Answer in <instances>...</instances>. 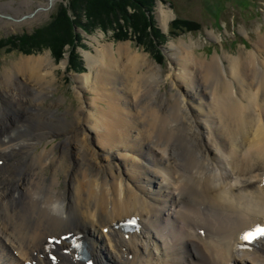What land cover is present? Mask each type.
Instances as JSON below:
<instances>
[{
	"label": "bare ground",
	"instance_id": "6f19581e",
	"mask_svg": "<svg viewBox=\"0 0 264 264\" xmlns=\"http://www.w3.org/2000/svg\"><path fill=\"white\" fill-rule=\"evenodd\" d=\"M11 10L18 13L0 3V15ZM99 47L76 77L77 96L95 97L71 120L43 106L55 79L50 54L4 75L0 129L4 121L15 131L0 132V264H84L67 251L69 234L84 235L97 264H264V241L246 249L241 239L264 225V56L205 61L192 45L171 44L170 98L149 104L143 87L166 82L161 67L130 45ZM58 133L63 142L34 153ZM55 148L80 166L72 210L53 211L66 201L53 194L55 171L46 183ZM128 220L139 226L134 233L117 226Z\"/></svg>",
	"mask_w": 264,
	"mask_h": 264
},
{
	"label": "rangeland",
	"instance_id": "374dc122",
	"mask_svg": "<svg viewBox=\"0 0 264 264\" xmlns=\"http://www.w3.org/2000/svg\"><path fill=\"white\" fill-rule=\"evenodd\" d=\"M24 1H27L26 5H23ZM49 1L50 0H0V3H11V6L17 9L18 12L16 13V11L11 10L8 11V15H0V45L2 43L7 45L0 47V116L5 102L3 92L1 91L2 84L4 83V75L8 71H13L15 68L20 67V63L23 59L50 54L56 66L55 79L50 90L45 95L43 106L46 108L51 106L56 118L71 120L82 105L85 106L86 103H89L86 98L91 100L93 96L95 97V94L90 91H83L81 96L78 97L77 92L79 91V85L76 81L77 76L85 75L89 72L86 53L91 52L96 54V47H99L93 38H98L99 48L113 45L116 51L120 45H130L134 52L148 55L156 65L161 67V73L163 78L167 79L166 82L159 85V87H157L154 82L153 88L149 90H147L148 86L143 87L144 102L149 104L158 103L157 101L162 99L159 94L161 95L164 93L167 98H170L172 86L169 76L177 72V68L173 65L169 57L170 53L168 49L171 44L179 46L182 42H186V44L192 45L193 54L205 61H210L215 56H220L221 58L248 57L250 53H257L259 59L264 56V50L259 49L260 40L264 38V0H156L152 12L154 27L160 31L163 40H157L158 45L155 47V51L157 54V51L161 53V56L164 58L163 62L159 63L153 57L150 53L151 48H147L143 45L139 46L138 42L135 40L136 36L134 34L128 40L115 42L114 29H109L107 32H104L102 29L98 28L88 34L83 28L75 26L76 34L78 33L82 39L80 44L75 48V54L82 62L81 68L77 70L70 62L71 50L69 47L63 59L57 62L48 44L41 42L39 47L34 45L40 41V38L35 37L34 34L37 31H41L52 21L61 4L66 6L69 3V0H57L50 6ZM162 8L168 15L163 14ZM17 15L19 20L12 18V16ZM176 18L194 21L200 24L201 28L197 32L182 33L177 31L176 33H171V25ZM165 20H168L167 27L163 25V21ZM120 26L129 28L131 23L122 20ZM130 29L131 28H129V30ZM148 31L149 34H153L150 28ZM31 37L36 39L30 42L29 38ZM10 40L16 41L17 46L11 47L8 44ZM24 43H28V45H24ZM25 46L32 51V53L26 54L20 51L22 50L21 48ZM8 48L10 51L6 50ZM65 61H67V66L64 67L63 62ZM223 61L226 65L228 64L225 59H223ZM77 67L80 66L78 65ZM142 70L145 71L146 68H142ZM15 83L18 84V81ZM158 91L160 93H158ZM27 93L28 91L26 95ZM34 95V93H28L27 101L30 102ZM82 101H84L83 104ZM168 102L174 103L173 99H170ZM54 105L56 106L52 107ZM25 112L30 113V111ZM25 116L26 115L18 122H27L24 119ZM28 116L27 118L37 119L36 114ZM3 125L0 132L7 131L13 134L15 131L14 124L7 129H4ZM64 140L65 136L58 133L52 140H46L43 141L42 144L36 145L34 153L38 154L43 150L49 151L54 145ZM53 151L55 160L51 163L50 168L44 170L47 177L46 183L49 184L52 171H55L59 182L56 190L59 193L53 194L55 196L58 195L57 198L59 199H66L59 207L62 206L63 209L72 210L73 205L77 203L76 200H74L73 192L75 190V181L80 166L74 163L75 161L71 153L70 156L72 159L70 158L69 160L68 157L60 159L62 156V150L60 148H55ZM30 157L29 155V158ZM15 161L19 160L15 158ZM55 161L59 162L57 163ZM71 161L75 166H69ZM152 188H155V186L153 185ZM61 191H63V193L60 196ZM49 195H52V193H49ZM40 202L42 203L43 199L40 200ZM34 211L37 215L41 214L39 209H35ZM41 216L43 215L41 214ZM129 259L132 260V257H129Z\"/></svg>",
	"mask_w": 264,
	"mask_h": 264
},
{
	"label": "trees",
	"instance_id": "16d2710c",
	"mask_svg": "<svg viewBox=\"0 0 264 264\" xmlns=\"http://www.w3.org/2000/svg\"><path fill=\"white\" fill-rule=\"evenodd\" d=\"M155 4L156 0H69L66 6L60 5L57 13L47 26L34 34L35 37L40 38L39 43L34 45L39 47L41 42L48 44L57 62L63 59L69 47L71 50L70 62L79 70L82 62L76 56L75 48L82 39L78 33L76 34L75 26L83 28L88 34L98 28L104 32L114 29L115 42L128 40L134 34L139 46L143 45L151 48L150 53L161 63L164 58L159 51H157L158 54L155 51L158 41L163 40L160 31L154 27L152 12ZM122 20L131 23L129 27L131 31L129 28L120 26ZM149 28L153 34H149ZM200 28V24L194 21L176 18L172 22L171 33L177 31L182 33L197 32ZM35 39L29 38L30 42ZM8 44L11 47L17 46L16 41L13 40H10ZM3 45L4 43L0 47ZM24 45H28V43H24ZM21 49L20 51L23 53H32L26 46ZM6 50L10 51L9 48ZM78 65L80 67H77Z\"/></svg>",
	"mask_w": 264,
	"mask_h": 264
},
{
	"label": "snow or ice",
	"instance_id": "6c2138e0",
	"mask_svg": "<svg viewBox=\"0 0 264 264\" xmlns=\"http://www.w3.org/2000/svg\"><path fill=\"white\" fill-rule=\"evenodd\" d=\"M134 222L131 221V223ZM258 238H264V226L257 225L255 228L245 231L241 236V239L246 242H252Z\"/></svg>",
	"mask_w": 264,
	"mask_h": 264
},
{
	"label": "clouds",
	"instance_id": "9594fccd",
	"mask_svg": "<svg viewBox=\"0 0 264 264\" xmlns=\"http://www.w3.org/2000/svg\"><path fill=\"white\" fill-rule=\"evenodd\" d=\"M59 207V205H53V211H55L57 208Z\"/></svg>",
	"mask_w": 264,
	"mask_h": 264
},
{
	"label": "water",
	"instance_id": "95a60500",
	"mask_svg": "<svg viewBox=\"0 0 264 264\" xmlns=\"http://www.w3.org/2000/svg\"><path fill=\"white\" fill-rule=\"evenodd\" d=\"M54 1H57V0H50L49 2H50V6L52 5V3L54 2ZM161 2V1H160Z\"/></svg>",
	"mask_w": 264,
	"mask_h": 264
}]
</instances>
